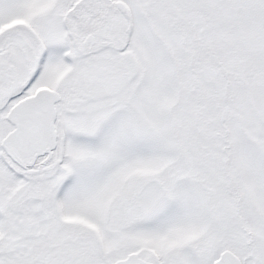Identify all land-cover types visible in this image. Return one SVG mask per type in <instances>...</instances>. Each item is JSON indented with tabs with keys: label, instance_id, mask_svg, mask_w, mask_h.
<instances>
[{
	"label": "snow or ice",
	"instance_id": "6c2138e0",
	"mask_svg": "<svg viewBox=\"0 0 264 264\" xmlns=\"http://www.w3.org/2000/svg\"><path fill=\"white\" fill-rule=\"evenodd\" d=\"M0 264H264V0H0Z\"/></svg>",
	"mask_w": 264,
	"mask_h": 264
}]
</instances>
